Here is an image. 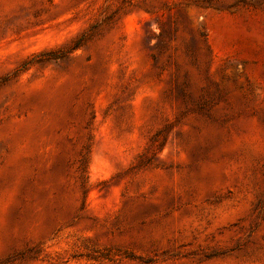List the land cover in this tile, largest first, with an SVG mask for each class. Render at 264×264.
I'll return each instance as SVG.
<instances>
[{
    "label": "rangeland",
    "instance_id": "374dc122",
    "mask_svg": "<svg viewBox=\"0 0 264 264\" xmlns=\"http://www.w3.org/2000/svg\"><path fill=\"white\" fill-rule=\"evenodd\" d=\"M0 264H264V0H0Z\"/></svg>",
    "mask_w": 264,
    "mask_h": 264
},
{
    "label": "trees",
    "instance_id": "16d2710c",
    "mask_svg": "<svg viewBox=\"0 0 264 264\" xmlns=\"http://www.w3.org/2000/svg\"><path fill=\"white\" fill-rule=\"evenodd\" d=\"M76 46H79V45H76ZM34 58H40L41 60L40 61H50V60H55L57 59V57H55L54 53L52 52H43L37 56H35ZM32 61V60H31ZM33 62V61H32ZM27 65V63H24L20 70L21 69H24V67Z\"/></svg>",
    "mask_w": 264,
    "mask_h": 264
}]
</instances>
